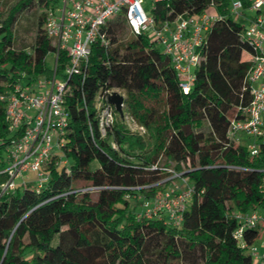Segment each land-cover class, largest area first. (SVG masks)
<instances>
[{"label":"trees","instance_id":"trees-1","mask_svg":"<svg viewBox=\"0 0 264 264\" xmlns=\"http://www.w3.org/2000/svg\"><path fill=\"white\" fill-rule=\"evenodd\" d=\"M48 4L14 0L7 8L0 0V93L51 76L47 57L55 48L44 11L31 50L18 49L14 34L22 12ZM212 8L219 18L200 49L188 94L170 58L146 35L125 37L123 14L103 28L108 46H93L85 77H71L66 92L62 153L73 163L57 166L52 157L41 188L24 183L4 190L9 176L0 174V264H253L249 248L261 233L247 227L238 239L235 216L264 210V148L251 156L246 139L236 144L229 136L231 122L252 102L246 27L231 15V0H169L152 14L162 22ZM67 64L62 54L59 74ZM113 90L125 92L124 115L145 135L117 112L102 134L98 98ZM6 106L0 102V172L11 139L23 132L10 129ZM162 159L194 187L179 228L137 217L140 204L165 192Z\"/></svg>","mask_w":264,"mask_h":264},{"label":"built area","instance_id":"built-area-1","mask_svg":"<svg viewBox=\"0 0 264 264\" xmlns=\"http://www.w3.org/2000/svg\"><path fill=\"white\" fill-rule=\"evenodd\" d=\"M44 29L55 50L54 68L51 76H42L32 85H14V90L0 93V102H7L6 120L10 129L20 137L11 139L6 151L8 166L0 174L9 176L4 190L16 189L15 180L26 172L38 173V187L47 182L45 167L52 157L61 155L65 145V135L69 127L70 114L66 108V92L69 80L75 75H86L93 46L100 42L108 46L103 28L116 16L123 14L132 35H146L151 43L164 48L163 54L170 58L177 71L180 86L188 94L194 83L193 69L201 63L200 49L212 24L219 18L216 13L185 14L173 20L159 22L153 11L157 4L169 0H48ZM61 1V4L58 3ZM152 2L151 11L146 3ZM248 8L255 12L251 25L245 28L244 39L252 48L248 60L252 67L247 76L252 102L242 109L243 117L231 122L229 136L236 144L248 141L251 156H257L264 148V0H231V15L239 19ZM214 9V8H212ZM65 54L67 67L58 73V63ZM116 92H108L98 98L101 132L115 122L116 111L108 99ZM260 172L264 173V170ZM179 180L156 195L153 200L143 203V211L138 219H165L168 225L179 228L183 213L194 193V187L183 174L174 173ZM264 196V177L260 186ZM239 227L236 237L240 239L245 228H255L264 235V210L248 214L237 213ZM260 237V238H261ZM253 264H264V239L262 252L255 244L249 248Z\"/></svg>","mask_w":264,"mask_h":264},{"label":"rangeland","instance_id":"rangeland-1","mask_svg":"<svg viewBox=\"0 0 264 264\" xmlns=\"http://www.w3.org/2000/svg\"><path fill=\"white\" fill-rule=\"evenodd\" d=\"M6 2L8 4L7 8H9L10 5L12 6L14 4V0H6ZM58 3L61 4V1H59ZM145 6L147 10L151 11L153 3L148 1ZM42 11L43 9L41 10L38 8H33L30 10H26L19 15L16 26L14 28L16 47L18 49H26L27 51L32 49V46L34 45V41H35V36H36L37 24H38L39 17ZM209 11H211V13L212 12L216 13L215 9L209 10ZM241 12H243L244 14L239 19H237L238 22L244 25L245 27L250 26L251 20L255 16V12L249 10L248 8L241 10ZM131 35H132L131 32L127 30L125 37L127 38V37H130ZM157 47L159 48L161 52H164V48L162 46H157ZM54 58L55 56L53 53L49 54L47 57V69L50 71H52V69L54 68V64H55ZM194 71L195 69L192 70V72ZM14 89H15L14 86H12L10 87L9 90H14ZM116 92H118L119 94L124 96V98H126V94L124 91L116 90ZM124 116L125 117L122 118V120L131 131L140 132L142 135L146 134L145 133L146 131L140 125H138L135 121H133L130 116H127V115H124ZM58 156L59 157L57 156L54 157V158H57L55 159L57 166L58 165L70 166L73 163L72 158L61 157V155H58ZM164 164L165 162L162 159L160 161V168L163 169L164 173H166V178L160 183V185L161 184L164 185L163 186L164 190H166L170 186H172L175 182H178L179 180L175 181V179H173V176L175 173V165L173 163L167 166ZM38 180H39L38 173L30 171V172L23 173L21 177L15 180V182L18 187H22L24 183L37 184ZM137 211L138 212L143 211V206L141 204L137 207ZM261 239H264L263 233H262ZM260 242L261 240H258L256 245L258 246Z\"/></svg>","mask_w":264,"mask_h":264},{"label":"water","instance_id":"water-1","mask_svg":"<svg viewBox=\"0 0 264 264\" xmlns=\"http://www.w3.org/2000/svg\"><path fill=\"white\" fill-rule=\"evenodd\" d=\"M109 103L114 106L115 111L122 117L124 118V102L125 98L118 92H113L112 95L109 96L108 99Z\"/></svg>","mask_w":264,"mask_h":264},{"label":"crops","instance_id":"crops-1","mask_svg":"<svg viewBox=\"0 0 264 264\" xmlns=\"http://www.w3.org/2000/svg\"><path fill=\"white\" fill-rule=\"evenodd\" d=\"M249 59L250 57H248L246 60H249ZM259 240H261V242L259 243L258 247H259L260 252H262V239L259 238Z\"/></svg>","mask_w":264,"mask_h":264}]
</instances>
